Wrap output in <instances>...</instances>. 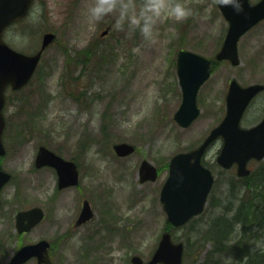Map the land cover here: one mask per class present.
<instances>
[{"label": "rangeland", "instance_id": "obj_1", "mask_svg": "<svg viewBox=\"0 0 264 264\" xmlns=\"http://www.w3.org/2000/svg\"><path fill=\"white\" fill-rule=\"evenodd\" d=\"M94 2L37 0L31 14L5 33L8 45L27 54L40 48L46 32L56 33L58 39L44 53L25 91L8 93L10 104L5 115L9 136L5 144L9 152L0 159V168L12 174L13 181L1 195L0 247L7 250L0 255V264L7 263L19 246L43 239L57 246L51 252L55 264H131L134 255L148 261L165 230L189 246L185 264H203L215 244L202 240L205 232L222 215L231 218L226 215L231 209L227 198L230 182L237 179L236 169L214 168L217 182L206 212L175 231L160 202L165 169L174 155L201 144L223 120L230 80L236 79L243 86L264 83V22L240 40V66L214 64L213 74L198 96L202 113L191 127L182 129L173 119L182 102L177 54L188 49L214 60L228 28L217 0H183L191 14L182 20L161 9L150 36L128 18L118 23V10L94 18L89 13ZM130 2L139 12L145 0ZM162 2L168 5L175 0ZM108 28L110 34L101 37ZM90 43L92 50L101 54L82 72L77 69L79 79L70 83L69 74L63 76L66 54L74 55ZM68 68L71 74L76 69L72 65ZM263 116L264 94L245 114L243 126L250 127ZM121 142L134 145L136 152L118 158L113 146ZM41 145L78 164V187L58 190L53 169L35 168ZM221 146L219 140L209 148L207 163L216 160ZM143 160L160 168L155 183H140L138 170ZM261 164L250 165L253 173L261 171ZM85 200L95 217L76 227ZM31 207L43 208L46 220L19 237L15 215ZM233 208L238 210L239 205ZM240 229L235 226L233 242L240 237ZM251 246L254 252L264 253V235Z\"/></svg>", "mask_w": 264, "mask_h": 264}, {"label": "water", "instance_id": "obj_2", "mask_svg": "<svg viewBox=\"0 0 264 264\" xmlns=\"http://www.w3.org/2000/svg\"><path fill=\"white\" fill-rule=\"evenodd\" d=\"M33 0H0V156L6 155L2 142L5 127L3 108L5 91L8 86L20 90L26 86L34 75L43 51L56 40V35L47 33L43 37L42 47L34 55L15 51L3 41V33L11 23L22 19ZM218 7L229 24L228 32L217 61L228 60L232 65L240 64L238 42L252 27L264 20V0L256 4L250 0H218ZM108 33L105 31L103 35ZM178 77L182 88L183 101L175 113V121L188 128L200 115L197 106V95L202 85L210 78L211 61L190 51H181L177 60ZM264 90L260 84L241 87L232 81L227 96V113L223 121L214 128L199 148L176 155L170 164V174L161 192V202L168 221L174 227H182L192 218L199 216L211 192L215 177L210 169L201 163L208 147L218 138L223 139V147L218 156V163L225 169L237 165V174L247 177L251 174L248 163L252 159H264V119L256 126L245 129L241 119L253 98ZM116 154L126 157L135 152V147L128 143L114 146ZM36 167L50 166L56 169L59 176V188L75 186L79 182L77 165L42 146L36 158ZM140 182H155L158 171L150 162L141 164ZM11 175L0 170V193ZM1 209V199H0ZM45 217L42 208L35 207L20 211L16 215V230L22 234L31 231ZM93 218L90 204L86 201L77 225ZM49 242L42 240L35 244L21 247L7 264H25L37 258L38 264H52L49 258ZM184 243L175 242L170 232H165L152 258L145 262L140 256L132 258L133 264H182Z\"/></svg>", "mask_w": 264, "mask_h": 264}, {"label": "trees", "instance_id": "obj_3", "mask_svg": "<svg viewBox=\"0 0 264 264\" xmlns=\"http://www.w3.org/2000/svg\"><path fill=\"white\" fill-rule=\"evenodd\" d=\"M98 54L101 52L93 51L91 44L74 55L66 54L67 67L63 76L67 77L66 75L69 74L68 81L70 83L77 82L79 79V76H75L77 69L81 68L80 72H82L93 62V57ZM102 58L103 55L97 61ZM68 65L76 68L72 74L69 72ZM259 169H261L260 172L252 173L250 177L230 182L231 192L227 202L231 209L226 215H230L231 218L222 215L205 232L207 236L202 240H212L215 244L203 264H264V253L254 252L251 246V242L258 238V233L260 237L264 235V162ZM236 205H239L238 210L233 208ZM236 225L241 227L240 237L233 242L231 235ZM0 251H6V249L0 247ZM188 251L189 246L186 245L185 261L189 259Z\"/></svg>", "mask_w": 264, "mask_h": 264}, {"label": "clouds", "instance_id": "obj_4", "mask_svg": "<svg viewBox=\"0 0 264 264\" xmlns=\"http://www.w3.org/2000/svg\"><path fill=\"white\" fill-rule=\"evenodd\" d=\"M161 9H166L169 16L182 20L191 14V9L185 6L183 0H175L172 4H164L162 0H145L139 12L130 0H95L89 7V13L96 19L102 18L116 10L120 13V20L130 19L134 25H139L146 36L152 34L155 19L160 15ZM143 23L141 24V21Z\"/></svg>", "mask_w": 264, "mask_h": 264}, {"label": "flooded vegetation", "instance_id": "obj_5", "mask_svg": "<svg viewBox=\"0 0 264 264\" xmlns=\"http://www.w3.org/2000/svg\"><path fill=\"white\" fill-rule=\"evenodd\" d=\"M231 81V80H230ZM264 84V83H263ZM229 87V86H228ZM8 91H11V89H10V87L7 89V92ZM200 94V93H199ZM262 94H264V91L262 92V93H260L257 97H256V99H254V102H255V100H257ZM182 98V97H181ZM8 105H9V95H8ZM5 115V114H4ZM264 117V116H263ZM5 121H6V127H5V130H4V133H3V142L5 143V141L7 140V138H8V133H9V130H8V128H7V126H8V120H7V118H6V116H5ZM255 125V124H254ZM199 146V145H198ZM198 146H195L194 148H190V149H188V150H186V151H182V152H191V151H193L194 149H196ZM179 153H181V152H179ZM172 159V158H171ZM171 159L169 160V162H168V164H167V168L165 169L166 171H167V176L169 175V163H170V161H171ZM216 160H217V156H216ZM214 161L212 164H209L208 163V165L206 166L205 165V163H207V161H206V158H204L203 160H202V162H203V164L206 166V167H208L213 173H214V168L215 167H217L218 166V164H217V161ZM253 162V161H252ZM215 187V186H214ZM214 189V188H213ZM55 249V248H57V246L56 245H50V249H49V251L51 250V252H52V249ZM51 257V260H53V257L52 256H50ZM53 262V261H52ZM35 264H36V261H35Z\"/></svg>", "mask_w": 264, "mask_h": 264}]
</instances>
